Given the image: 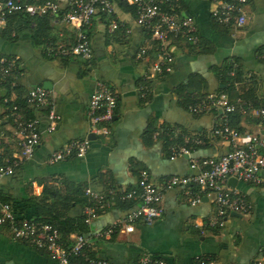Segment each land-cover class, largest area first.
<instances>
[{"label":"crops","instance_id":"obj_1","mask_svg":"<svg viewBox=\"0 0 264 264\" xmlns=\"http://www.w3.org/2000/svg\"><path fill=\"white\" fill-rule=\"evenodd\" d=\"M52 1L61 7L57 18L17 13L0 21V57L18 59V71L11 79L15 85L0 84V164L18 151L16 127L5 99L21 103L28 90L42 87L55 100L60 117L57 129L48 133L45 109L31 107L32 114L26 116L38 120L40 143L30 160L11 176L0 177V194L10 200L16 213L34 217L35 208L25 201L39 198L49 187L61 196L80 198L85 189L99 194L111 189L136 190L142 171L156 184L191 175L186 158L169 159L172 143L165 136L166 129L199 134L204 144L194 149V157L225 154L230 145L208 136L218 113L196 116L188 111L190 101L200 96L225 94L232 104L248 96L255 107H264V0H248L247 20L239 29L223 28L211 17L217 0H174L180 16L193 18L198 44L192 46L181 39L173 43V71L152 81L146 100L139 97L137 86L143 82L148 64L135 56L142 47H148L154 56V43L136 24L135 9L116 1L112 14L93 17L88 29L92 58L85 63L48 57L49 47L71 45L76 32L62 20L70 0ZM112 19L118 23L115 32L109 31ZM97 80L117 95L106 136L90 134L86 118ZM230 125L264 138V120L249 113L232 115ZM86 138L91 143L84 157L74 155L54 165L48 163L54 151ZM260 178L259 186L228 180L227 187L244 195L251 210L246 215H230L223 228L209 226L214 216L211 193L203 192L200 203L191 206L185 189L175 187L163 195L161 219L151 226L136 222L132 233L118 230L110 238L92 243V251L111 264H138L143 255L163 258L167 264H196V257L209 264H255L264 250V170ZM127 203H135L131 210L138 206L137 201ZM73 211L79 213L80 207ZM130 212L108 206L90 225L91 236L97 240V233ZM0 264L55 262L46 252L14 241L7 228L0 227Z\"/></svg>","mask_w":264,"mask_h":264},{"label":"built area","instance_id":"obj_2","mask_svg":"<svg viewBox=\"0 0 264 264\" xmlns=\"http://www.w3.org/2000/svg\"><path fill=\"white\" fill-rule=\"evenodd\" d=\"M116 1L134 7L137 25L141 26L154 43V56L148 47H142L136 54V60L148 64L143 73V82L137 86L139 97L146 100L151 93L152 81L165 77L173 71L175 52L173 43L181 39L190 45L198 44L194 20L190 16L182 17L176 9L174 0H70L68 11L62 16L65 23L76 29L75 39L71 45L51 46L47 49L48 57L76 58L89 62L92 58L91 42L88 29L96 14H112ZM248 0H217L211 10V17L223 28L239 29L247 20L246 6ZM22 13L30 17H54L61 14L60 5L52 0H0V21ZM118 23L112 19L109 31L115 32ZM18 71V59L0 57L1 83L12 79ZM15 85V81L11 82ZM8 103V100H4ZM27 104L36 109H45L48 126L46 131L53 133L60 121L56 113L55 100L42 87H35L26 93ZM117 106L116 93L104 82L97 80L89 97L86 118L89 133L98 136L109 134L108 124L111 122ZM239 110L241 114H251L264 120V107H255L253 103L238 100L232 104L225 94H209L195 99L188 106L192 115H202L219 111L218 119L212 126L208 136L226 141L230 150L217 158H199L193 151L204 144L199 134H187L179 129H166L165 136L172 143L169 147V159L186 158L192 174L187 177L173 176L161 184L151 181L148 173H139L136 190L119 192L115 189L106 194H99L85 189L84 196L88 199L82 212L84 223L88 226L106 213L112 202L107 199L118 198L127 203L137 201L138 206L123 219L113 223L107 229L96 234L99 239H108L118 230L132 233L136 222L151 226L161 219L164 213L163 195L175 187L185 189V197L191 206L200 203L202 193H211L214 216L209 221L212 228H223L227 218L232 214L246 215L251 206L244 195L235 189H229L227 182L234 178L238 182L251 186L262 184L260 172L264 170V138L261 135L242 132L230 125L229 114ZM15 104L11 106L12 117L17 132L18 151L12 156L3 158L0 165V177L11 176L23 162L30 160L40 143L39 122L27 118ZM1 142V141H0ZM88 138L73 141L62 149L54 151L48 157L51 165L63 162L71 156L84 157L89 148ZM1 146V143H0ZM1 155V152H0ZM194 187L192 189L191 187ZM196 188V190H195ZM108 200V201H107ZM113 205V204H112ZM0 227H5L14 241L27 243L31 247L46 252L55 264H79L72 258L83 259L81 264H111L99 257H89L86 250L92 240L83 235H71L72 245L66 247L57 227L35 219L18 217L11 205L0 202ZM196 264H209L203 257H196ZM138 264H167L163 258L143 255ZM255 264H264V250L261 251Z\"/></svg>","mask_w":264,"mask_h":264},{"label":"trees","instance_id":"obj_3","mask_svg":"<svg viewBox=\"0 0 264 264\" xmlns=\"http://www.w3.org/2000/svg\"><path fill=\"white\" fill-rule=\"evenodd\" d=\"M12 81L13 80L11 79H7L5 83H1V76H0V84L7 85V84H11ZM243 101L250 102L252 101V99L247 96L246 98L243 99ZM193 103H195V100L190 101L189 105ZM13 104L17 105L19 109L21 110V112H23L26 116L27 114L28 115L32 114L33 109H31V107L27 104L26 96L23 97L21 103L12 102V101H9L8 103H6V105L8 106V115H10L11 113V106ZM238 112L239 110L237 109L235 112L229 114V120L231 119L232 115L237 114ZM215 113L216 114L218 113L219 115V111ZM191 188L194 189V187H191ZM79 197L80 198H76L73 196H67V195L61 196L51 187L45 188L39 198L29 199L25 201L26 203L31 204L35 208L36 213L34 217H25V215L16 213L14 208L12 207L13 204H11L10 200L5 198L1 194H0V202L11 205L14 213L18 217L35 219V220L42 221L44 223H48V224H51L57 227V229L60 231L61 239L66 247L72 245V239H70L71 235L87 236L90 238V240H92L91 242L95 244L97 241H100V239L95 237L97 238V240H95L94 237L91 236L90 226L84 223L83 215H82L83 209L87 205H89L88 199L83 195V192H82V195H79ZM107 199L110 202H112L113 205L111 204V207H115L121 211H130L131 209H133V205H135V203H123L119 201L118 198L116 197L111 198L107 196ZM77 206L80 207L79 213H76L75 211H73L74 208ZM91 247H92V244L86 250V255L89 257H93V258L97 257V255L92 251ZM75 261H77L76 263H79V264L84 263L83 259L72 258V262L74 263Z\"/></svg>","mask_w":264,"mask_h":264},{"label":"water","instance_id":"obj_4","mask_svg":"<svg viewBox=\"0 0 264 264\" xmlns=\"http://www.w3.org/2000/svg\"><path fill=\"white\" fill-rule=\"evenodd\" d=\"M229 182L230 183L232 182L233 184H235L237 181H236V179H230ZM234 215H237V214H234Z\"/></svg>","mask_w":264,"mask_h":264}]
</instances>
